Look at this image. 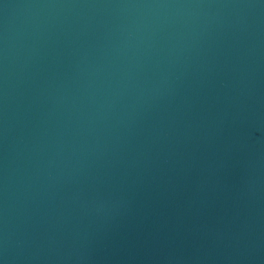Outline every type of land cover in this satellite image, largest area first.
Listing matches in <instances>:
<instances>
[{
	"label": "water",
	"instance_id": "95a60500",
	"mask_svg": "<svg viewBox=\"0 0 264 264\" xmlns=\"http://www.w3.org/2000/svg\"><path fill=\"white\" fill-rule=\"evenodd\" d=\"M0 264H264V0H0Z\"/></svg>",
	"mask_w": 264,
	"mask_h": 264
}]
</instances>
